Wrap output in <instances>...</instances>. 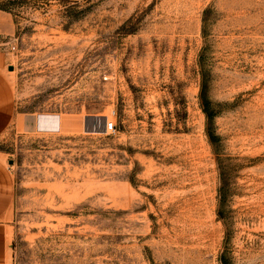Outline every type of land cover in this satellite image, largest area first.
Segmentation results:
<instances>
[{"label": "rangeland", "instance_id": "rangeland-1", "mask_svg": "<svg viewBox=\"0 0 264 264\" xmlns=\"http://www.w3.org/2000/svg\"><path fill=\"white\" fill-rule=\"evenodd\" d=\"M0 158V264H264V0H0Z\"/></svg>", "mask_w": 264, "mask_h": 264}, {"label": "crops", "instance_id": "crops-1", "mask_svg": "<svg viewBox=\"0 0 264 264\" xmlns=\"http://www.w3.org/2000/svg\"><path fill=\"white\" fill-rule=\"evenodd\" d=\"M82 1V0H76ZM13 199V178L10 169L0 158V228L7 231L6 223Z\"/></svg>", "mask_w": 264, "mask_h": 264}, {"label": "trees", "instance_id": "trees-1", "mask_svg": "<svg viewBox=\"0 0 264 264\" xmlns=\"http://www.w3.org/2000/svg\"><path fill=\"white\" fill-rule=\"evenodd\" d=\"M201 100H202L203 109H204V112L207 118V129H206L207 134L209 136L211 143H215L217 139V136L215 135L214 130H213L214 129L213 118L215 116V112H213V110H211L210 108V104H209L210 102L207 97V86H206L205 81H203V84H202Z\"/></svg>", "mask_w": 264, "mask_h": 264}, {"label": "built area", "instance_id": "built-area-1", "mask_svg": "<svg viewBox=\"0 0 264 264\" xmlns=\"http://www.w3.org/2000/svg\"><path fill=\"white\" fill-rule=\"evenodd\" d=\"M105 129L107 132H115L116 131V124L114 121L107 120Z\"/></svg>", "mask_w": 264, "mask_h": 264}, {"label": "water", "instance_id": "water-1", "mask_svg": "<svg viewBox=\"0 0 264 264\" xmlns=\"http://www.w3.org/2000/svg\"><path fill=\"white\" fill-rule=\"evenodd\" d=\"M9 69L12 70L13 69V66H10Z\"/></svg>", "mask_w": 264, "mask_h": 264}, {"label": "bare ground", "instance_id": "bare-ground-1", "mask_svg": "<svg viewBox=\"0 0 264 264\" xmlns=\"http://www.w3.org/2000/svg\"><path fill=\"white\" fill-rule=\"evenodd\" d=\"M199 198V197H198Z\"/></svg>", "mask_w": 264, "mask_h": 264}]
</instances>
